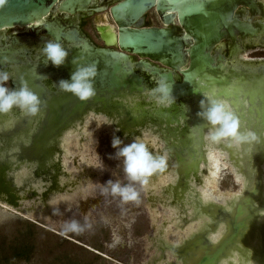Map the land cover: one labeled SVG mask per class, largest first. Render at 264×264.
<instances>
[{
	"label": "water",
	"instance_id": "obj_1",
	"mask_svg": "<svg viewBox=\"0 0 264 264\" xmlns=\"http://www.w3.org/2000/svg\"><path fill=\"white\" fill-rule=\"evenodd\" d=\"M92 1L5 0V3L0 6V32L6 29L29 26L32 29L38 28L36 32L45 31L55 41L82 42L83 51H85V48L94 54L105 57L125 58L123 54L107 50H93L76 25L71 31L65 32L59 21H50V16L56 12L65 18L92 10ZM239 6L247 8L253 16H262L264 11L263 4L258 0H123L110 8V14L118 27V44L122 51L135 54L140 58H150L173 70H178L185 65L181 40L172 34L173 30L132 29L131 26L139 27L143 15L151 8H155L165 24H171L173 19L177 17L178 23L193 37L194 43L189 42L190 62L188 67L181 72L183 80L180 83L175 82L171 73L164 77L171 85L172 95L175 99L180 100L184 97L199 99L204 93L214 96L215 89L219 90L218 88H222V84H228L223 80L228 81L230 79V84H232L234 76L240 77L243 86H245L242 96L235 95L231 86L219 90L218 96L230 100L232 98L235 101L238 98L242 101L246 100L247 104L250 105L248 108L250 115H253L251 110L256 109V107L253 108V103L256 101L257 107L263 109V117L264 79L257 77L256 73L259 69H246L241 64L235 63L232 68V75L228 78L222 77L221 74H217L219 68L211 67V59L205 53L208 47L219 42L225 35L236 42L237 36L252 38L262 33L264 23L245 19V16L237 11ZM83 51L75 52V55L80 53L78 54L80 56ZM4 55H7V53L0 52L1 66H3V61L6 58ZM192 76L196 79L195 86L189 83ZM229 88L231 90L227 92ZM230 102L232 105V100ZM237 106L241 110L244 109L240 104ZM255 111L257 112L258 108ZM190 124L193 131L198 130V123L195 124L194 121ZM245 129L257 133V130L248 124ZM0 136H3V134H0ZM9 141L0 140L2 144L0 153L4 152V156L0 158V200L6 201L7 204L23 214L32 215L35 214L34 208H28L25 203L34 200L35 203L40 202L46 206L49 200L50 188L45 186L43 187L44 191H41L36 187H31L33 190L30 188L26 192L21 185L15 182L14 177L16 172L21 171V167L25 164H37L38 167H41V169L34 168L32 170L31 176L33 179H39L41 174L50 172V167L46 165L48 161L52 160L53 155L45 147V144L50 140H29L28 145L22 141V143L11 145ZM176 141L181 144L189 140ZM196 142L198 146L204 145V140H196ZM11 146L17 149L16 152L5 154ZM180 147L174 146L173 148L171 146V151L176 157L177 163L182 153L191 152V149L181 150ZM201 153L200 156L202 157ZM258 156V162L264 163V157L260 158V154ZM58 164L60 167L62 166L61 162H58ZM195 168L197 169V166ZM244 173V170L239 172V174ZM244 177L246 178V176ZM259 178L257 184L252 188L249 183L245 185V189L239 196L240 198L232 206V212L224 214L223 221L226 228L218 242H204L201 238L195 239L196 237H192L183 242L181 246L169 248L171 253L179 258L175 264H222L224 260L229 258L227 253L230 250L236 252L235 254L238 256L242 254L241 260L244 257L242 249H247L250 240H256L257 242L252 251V257L255 259L254 264H264V201L260 195L262 185ZM251 223H253V226ZM197 243L201 246L196 249L195 245ZM193 248L195 250L191 252Z\"/></svg>",
	"mask_w": 264,
	"mask_h": 264
},
{
	"label": "flooded vegetation",
	"instance_id": "obj_2",
	"mask_svg": "<svg viewBox=\"0 0 264 264\" xmlns=\"http://www.w3.org/2000/svg\"><path fill=\"white\" fill-rule=\"evenodd\" d=\"M122 1L93 0L92 10L65 18L56 12L50 16V21H59L65 32L71 31L76 25L93 50H107L123 54L125 58L105 57L94 54L85 48L83 51L82 42L61 40L58 42L68 51L65 64L58 68L52 66L51 63L46 66L45 58L41 55L40 49L48 40L55 41L51 35L49 36L43 30L36 32L38 28L32 29L29 26L6 29L0 32V52L7 53L4 55L6 58L3 61V66L0 65V70L10 74L7 86L19 88L22 81L26 82L30 90L37 94L42 102L40 112L35 116L25 115L18 108H14L6 114L0 113V134H3L0 136V140H10L12 134H17L26 128L28 129L27 136L24 135L21 140H61L62 132L88 114L92 117H103L104 121L106 120L109 126L111 125L110 127L115 130L114 135L118 136L132 134L139 127L140 130L152 127L154 135L163 142L167 152L168 149L171 150L173 140H191L192 134H194V140H206L205 131L209 125L199 116L190 115L197 114L201 110L200 101L209 96L207 93H204L199 99L189 97L180 100L174 99V102L168 107L158 106L151 95V90L156 87L159 79L170 73L175 82L180 83L183 80L181 72L188 67L190 62L188 49L189 42L194 43L193 37L180 26L177 17L173 19L171 24H165L155 8H151L143 15L139 27L131 26V28L173 30L172 34L181 40L185 65L178 70H173L150 58H140L135 54L122 51L118 44V27L110 14V8ZM237 11L245 16V19L264 23L263 10L262 16H253L247 8L241 6L238 7ZM104 14H107L108 23L114 27L116 40L114 45L104 43L102 31L97 27L98 17ZM89 28L92 32L88 31ZM79 51H83L81 55L78 56L80 53L75 55V52ZM245 52L249 53L251 59L264 61V29L257 37L248 38L244 36L241 38L237 36L236 42L225 35L219 42L213 43L205 50L211 59V67L219 68L217 74L227 78L232 75V68L236 60ZM81 57L83 59H80ZM74 58H77L81 64L94 63L98 69L94 81L96 95L86 101H81L71 93L61 91L57 86L61 79H69L75 70L76 65L72 63ZM241 65L246 69L258 68L257 77L264 79V62H242ZM218 92L219 90H214V97L223 98L218 96ZM223 99L235 102L232 98L231 100L229 98ZM195 100H198L199 104ZM146 106H149V109H146ZM249 106L245 111L247 113V115L245 114V125L250 123L247 118L250 115ZM241 112L243 113V110ZM262 114L263 109L258 106V111L253 112L254 117L252 116L251 124H248L259 127L261 132L264 131V116L262 117ZM237 115L242 119V115L239 113ZM194 121L195 124L198 123V130L195 131L190 128V122ZM117 129L119 131H116ZM201 148L202 146L199 147L198 156L201 152L202 156L204 154ZM51 154L54 156L56 153L51 152ZM263 155L264 150L261 151L260 156ZM201 158L199 157V159ZM199 159L197 162L195 161L194 166L198 165ZM169 160H172V170L179 171L176 157L173 154ZM58 162H61V167ZM73 162L75 165L77 164L75 161ZM168 164L166 169L170 170ZM62 169V160L60 158L53 160L50 166L52 174L49 191L58 190V193L65 191L71 193V190L79 182L78 177L61 187L58 185V177L61 175ZM63 174L67 177L64 172ZM203 174H206L205 171Z\"/></svg>",
	"mask_w": 264,
	"mask_h": 264
},
{
	"label": "rangeland",
	"instance_id": "obj_3",
	"mask_svg": "<svg viewBox=\"0 0 264 264\" xmlns=\"http://www.w3.org/2000/svg\"><path fill=\"white\" fill-rule=\"evenodd\" d=\"M88 31L92 32L91 28ZM233 79L232 84L230 79L223 80L228 84H222V88L218 89L231 86L235 95L242 96L245 88L242 78L234 76ZM195 80L192 76L189 79L190 85L195 86ZM196 115L194 113V117ZM146 130L147 128L141 129L142 132ZM112 134H115V130L108 126L100 137L81 135L70 139L71 144L67 150L73 158L71 160L77 164L71 160L63 163L58 183L62 187L76 177L82 178L73 190L68 188L71 193H57L47 201L46 206L40 202L35 203L34 200L26 202L25 206L34 208L35 214L32 215L23 214L6 201L0 200V264H8L5 251L9 246L16 245L19 239V242L26 241L32 248L28 254L29 260L14 258L10 264H159L164 260V254L172 255L168 248L181 246L188 240L183 234L172 232L161 237L157 230L160 219L155 222V214L162 212V208L158 206L156 211L149 210V193L144 186L138 183L133 185L139 193L138 201L123 202L119 196L111 194L108 181L119 182L122 186L131 183L123 170V158L114 157L116 151L111 146ZM143 136L144 134L133 137L138 139ZM83 140H92V143L80 146ZM22 142L28 145L29 140ZM255 145L257 142H254ZM11 148L12 152H16V148ZM155 152L160 154L161 150L157 148ZM185 156L189 160L193 159L189 151ZM82 157L92 167L86 175L85 165L81 163ZM168 167L172 170V160H169ZM172 184L175 186V183ZM219 185L223 190H238L228 175L223 177ZM184 211L187 212L180 208L179 215L185 216L182 214ZM187 221H190L189 217ZM73 224L76 229L72 228ZM185 224L181 222V228ZM174 229L176 228L172 230ZM242 252L244 253L243 249ZM239 256L242 258V254ZM175 257L177 256L171 259L172 264L176 263Z\"/></svg>",
	"mask_w": 264,
	"mask_h": 264
},
{
	"label": "bare ground",
	"instance_id": "obj_4",
	"mask_svg": "<svg viewBox=\"0 0 264 264\" xmlns=\"http://www.w3.org/2000/svg\"><path fill=\"white\" fill-rule=\"evenodd\" d=\"M259 2L264 6L263 0H259ZM97 27L100 29V31H102L101 33L105 44L114 45L116 43L114 27L108 23L107 14L98 17ZM248 54L249 53L247 52L242 53L238 60H236V64L255 61L264 62L263 60L251 59L249 58ZM195 101L197 102L198 100ZM235 102H233V105L231 106L235 109L236 114L239 113L243 116V120H240L241 129L244 130L246 128V125L244 123L246 121L245 118L247 115L245 111L247 109V106L249 105L247 104L246 100L242 101L240 100V98H238ZM238 104L244 106L243 113L238 108ZM253 105V108L256 107L255 110H257L258 107L256 101L253 103ZM255 110H251L252 114L253 112H255ZM252 116L253 115H249L247 117L250 120V123L248 124H251ZM108 126L109 123L104 122L103 117H92L90 114H88L83 116L80 121L74 123L73 125H70L69 128L62 132V140L52 139L45 144V147L50 152L56 153L53 156L52 160L55 161L59 160L60 158L62 160V163L66 164L68 161L73 159L71 158L67 150V147L71 144L70 139H72V137L81 135L100 137L102 136L104 129L108 128ZM139 128L132 134L128 133L126 135L119 136L123 141L121 147L136 140L134 139L135 135L140 137L141 134H144V136L139 139L146 142L149 150L154 155H164L166 153L168 156V160L172 157L173 152L169 149L167 152L164 149L163 142L161 140H158L157 136L154 135V129L152 127H149L144 132H142L143 130L141 131ZM254 128L255 130H257V145L254 146V142L252 144H243L239 149H237L234 145L230 146V141H221L220 143L210 142L206 138V134L209 129L208 128L205 131L206 140H204V145L201 148L202 151H204L202 158L201 156H198L199 147L201 146H198L196 140H194V134H192L193 138L191 140H189L188 142H182V145L179 144L176 140L172 141L171 144L173 148L174 146L180 147L181 145V150L191 149L190 153L192 154L193 159H187L185 153H182L178 159L179 171L165 169L163 172L155 173L148 178V184L144 186L145 191L149 193V198L147 200V207L149 208V210H155V208H157L158 206L162 208V212H160L159 214L158 212H156L155 214V222L160 219V225L158 226L157 230H159V234L162 235V238L166 237L172 232L176 233L177 235L183 234L187 237V239L196 237L195 239L201 238L204 242H218V240L222 238V235L224 234V230L226 228L223 221L224 214H230L232 212V206H234V204L240 198L239 196H241L243 190L245 189V185L249 183L252 188L253 186H255V184H257V180L259 177V181L262 185L260 189V195L262 197V200L264 201V163L258 162L257 159L259 158L258 155H261V151L264 150V137L262 138L264 131L262 130L261 132V130H259V127L257 126H255ZM20 132L14 135L12 134V136H10L9 142L12 143L14 140L13 143H22L21 139L24 137V135L27 136L28 129L26 128L24 129V131L21 130ZM91 143L92 140H83L80 146L90 145ZM60 147L63 149H61ZM157 148L161 150L160 154L159 152H155ZM11 149L12 148H9L5 152V154H11ZM112 150L116 151V149L114 148H112ZM3 153H0V158L4 156ZM263 156H261L260 158H262ZM199 157L201 159H199ZM204 157L206 158V160ZM83 159L84 158L82 157L81 160L83 162L81 163L83 164V166L85 165L84 173L86 175L87 173H89L92 167L88 166L90 164H87V162ZM198 159L199 162L197 163L198 165L196 169L194 164ZM52 160L48 161L46 166L50 167V164H52L53 162ZM34 168L41 169V167H38L37 164H25L23 165V167H21V171L16 172V175L14 177L15 182L21 185L23 187V190H25L26 192H28L31 187H36L42 191L43 187L50 186L49 184L52 172L50 171L48 174H41L39 179H33L31 176V172ZM243 170L245 173L241 174V176L243 177L242 178L239 174V171L241 172ZM204 171L206 173L205 176L202 175ZM81 175L83 174L81 173ZM226 175L231 176L233 186H236L238 190H223L222 188H220L219 183ZM243 175L246 176V178ZM81 179L82 178L80 177L78 178L79 181ZM172 183H175V186ZM31 190L33 189L31 188ZM57 193L58 190L49 191V200L53 199ZM182 207L187 211L182 212V214L184 213L185 215L183 217L179 215V209H183ZM187 217L190 218V221H187ZM181 222L186 223L184 228H181ZM251 225L253 226V223H251ZM152 226L154 227L155 223H153ZM173 228L176 229H174L173 231ZM116 244L118 245L119 243L117 242ZM256 244V240H250V249L249 247L247 249H244V257L241 260L240 257L235 254L236 252L230 250L227 253L229 258L224 260L222 264H229L230 262H232L231 264H254L255 259L252 257V251L253 248H255L254 246H256ZM195 246V248L197 249L200 248L201 245L197 243ZM195 248H193L191 252L195 250ZM167 250L169 251V248ZM163 258L164 260L160 261L159 264H172L171 259H174V255L167 254V256H165L164 254ZM178 259L179 258L176 259V262L178 261Z\"/></svg>",
	"mask_w": 264,
	"mask_h": 264
},
{
	"label": "clouds",
	"instance_id": "obj_5",
	"mask_svg": "<svg viewBox=\"0 0 264 264\" xmlns=\"http://www.w3.org/2000/svg\"><path fill=\"white\" fill-rule=\"evenodd\" d=\"M4 3L5 0H0V6ZM43 45L40 53L45 58L46 66L51 63L52 66L58 68L65 64L68 51L60 42L48 40ZM72 63L76 67L70 78L61 79L57 86L61 91L71 93L79 100L86 101L96 95L94 81L98 74L97 66L94 63L81 64L77 58H74ZM9 80V72L0 70V113L6 114L18 108L25 115H37L42 103L38 95L31 91L27 83L23 81L19 88H9L7 86ZM151 95L157 105L162 107L170 106L175 99L172 95V87L164 77L160 78L156 87L151 90ZM200 109L197 116L209 125L206 138L210 142L230 141V146L234 145L239 149L243 144L258 141L256 133L252 130H241V120L229 100L207 96L200 101ZM122 143L119 136L113 135L111 146L116 149L114 157L123 158V170L131 183L123 186L119 182L108 181L107 183L110 185L111 194L119 196L123 202L138 201L139 193L133 185L138 183L145 186L148 184L149 177L163 172L167 168L168 156L166 153L154 155L146 142L139 138L123 147H121ZM97 155L99 156L98 153ZM72 228L76 229V225L73 224Z\"/></svg>",
	"mask_w": 264,
	"mask_h": 264
},
{
	"label": "trees",
	"instance_id": "obj_6",
	"mask_svg": "<svg viewBox=\"0 0 264 264\" xmlns=\"http://www.w3.org/2000/svg\"><path fill=\"white\" fill-rule=\"evenodd\" d=\"M19 241H17L18 243L16 245L9 246L8 250L5 251V260L8 264H10L14 258H24L25 261L29 260L28 254H30V251L32 250L30 244L28 245L26 241Z\"/></svg>",
	"mask_w": 264,
	"mask_h": 264
}]
</instances>
